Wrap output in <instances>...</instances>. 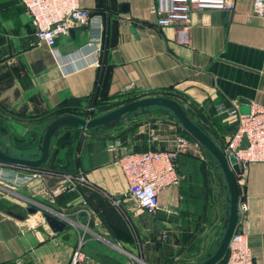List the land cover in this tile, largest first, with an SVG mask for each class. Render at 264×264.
Masks as SVG:
<instances>
[{"label": "crops", "instance_id": "0c3cea01", "mask_svg": "<svg viewBox=\"0 0 264 264\" xmlns=\"http://www.w3.org/2000/svg\"><path fill=\"white\" fill-rule=\"evenodd\" d=\"M154 3L79 0L104 18L101 62L102 50L97 56L87 45L85 27L59 37L53 54L37 44L21 0H0V148L33 158L32 145L24 148L30 136L43 133L64 101L79 100L85 109L99 78L98 99L112 104L177 92L199 108L198 123L224 149L237 119L216 115L215 107L237 104L246 113L253 103L264 106V13H253V0H235L232 12L193 11L182 44L177 27L156 25ZM80 135L77 149H61L56 157L67 171L40 172L20 186L0 181V264H70L77 249V264H136L132 257L145 264H200L216 250L229 196L218 164L201 144L178 156L180 185L158 194L160 212L177 222L157 223L124 195L121 156L169 151L184 137L169 113L152 108ZM236 182L238 206H247L236 231L247 236L254 264H264V164H250ZM44 214L66 227L53 232Z\"/></svg>", "mask_w": 264, "mask_h": 264}, {"label": "built area", "instance_id": "2783aa9c", "mask_svg": "<svg viewBox=\"0 0 264 264\" xmlns=\"http://www.w3.org/2000/svg\"><path fill=\"white\" fill-rule=\"evenodd\" d=\"M154 1L156 25L177 27L178 41L182 44L188 42L193 11L232 12L235 9V0ZM21 3L31 18L37 44L45 45L55 54L57 39L68 34L71 29L82 26L89 32L87 45L94 50L95 55L101 53L105 37L104 18L82 8L79 0H21ZM252 11L256 16H262L264 0H253ZM130 87L127 86L125 89L128 90ZM91 110L92 108H89V111ZM215 114L237 119V128L228 138L223 152L228 159L231 158L238 165L239 176L250 164H264V106L253 103L248 112L240 113L237 104L220 103L215 107ZM243 140H246L247 147L241 149ZM192 141L178 136L172 150L143 151L121 156L119 165L127 184L125 197L147 214L154 215L160 211L159 192L178 187L181 182L176 164L178 156L186 154L192 145L200 146L198 141ZM0 165V181L13 186L27 184L40 176V172L35 170L20 174L13 167L2 163ZM238 210L239 213H244L247 206L241 204ZM51 212L56 217L64 218L53 210ZM166 238V234H161V240ZM226 254L224 264H254L247 236L241 232L236 231L233 234ZM80 260L81 254L77 249L70 264H77Z\"/></svg>", "mask_w": 264, "mask_h": 264}, {"label": "water", "instance_id": "95a60500", "mask_svg": "<svg viewBox=\"0 0 264 264\" xmlns=\"http://www.w3.org/2000/svg\"><path fill=\"white\" fill-rule=\"evenodd\" d=\"M73 32V30H70ZM151 107H160L168 110L179 122V124L196 140L207 152L214 158L218 164L228 190V213L225 218L223 233L217 244L216 250L200 264H217L225 256L229 242L236 232L239 210H238V187L236 177L240 175L238 165L234 163L231 158H227L224 152L213 142V140L197 125L195 124L187 113L183 110L181 105L174 100L164 97H148L142 98L127 104H124L106 114L101 116L83 119L74 115H62L52 120L45 126L43 134L39 140L37 147L38 153L33 158H23L22 156H14L7 150L0 148V163L19 169L32 170L44 164L48 157L52 142V137L56 132L64 126H74L82 130L90 129H107L120 122L122 115L126 113H134L138 109H145ZM247 147L246 140H243L241 149ZM36 212V210H33ZM154 217L157 223L162 221L177 222V218L167 215L163 212H156ZM44 218L53 232H60L66 227V224L54 216L44 214ZM135 261L145 264L139 258L132 257Z\"/></svg>", "mask_w": 264, "mask_h": 264}, {"label": "trees", "instance_id": "16d2710c", "mask_svg": "<svg viewBox=\"0 0 264 264\" xmlns=\"http://www.w3.org/2000/svg\"><path fill=\"white\" fill-rule=\"evenodd\" d=\"M105 50L106 46H102V53H101V58L103 62L104 60V55H105ZM99 82L100 79L98 78V82L96 84L94 92L87 98V106L85 109L80 107V101L79 100H68L60 103L50 114L48 121L51 122L52 120L58 118L59 116L62 115H74L79 118H95L101 114H104L108 111L114 110L124 104L139 100L140 97H132V98H127L123 100L122 102H117L115 104L110 103L109 99H98V92H99ZM153 96H158V97H164L168 98L171 100L176 101L181 105L183 110L187 113V115L190 117V119L197 124L208 136L209 132L204 128L200 123L197 121V115L199 111V108L194 105L193 103H187L185 102L186 99L182 97L180 94L177 92H174L172 90L168 91H161V92H155L150 94ZM89 108H92L91 111H89ZM152 108H157V109H162L165 112L169 113L175 120L176 118L166 109L160 108V107H151V108H145V109H138L134 113H126L121 116L120 120H123L125 117L131 116L138 114L142 111L152 109ZM177 121V120H176ZM178 122V121H177ZM97 129H90V130H82L80 128L74 127V126H64L62 129H60L56 134L53 135L52 137V142H51V147H50V152H49V157L47 161L42 164L41 166L34 168L32 170L38 171V172H43L45 173H62L67 171V165L65 166H58L56 162V157L61 149H65L67 154H70L73 150L77 149L80 142H81V131H86V132H93L96 131ZM102 130V129H100ZM106 130V129H103ZM43 133L38 137L35 134H32L30 138L28 139L25 146L32 145L33 152L29 154L30 157H34L37 153V147L39 144V139L41 138ZM183 135L186 136L188 139H194L184 128H183ZM24 139L19 140V142H23ZM222 151L224 150L222 147H219ZM227 254L221 259L217 264H224V261L226 259Z\"/></svg>", "mask_w": 264, "mask_h": 264}, {"label": "rangeland", "instance_id": "374dc122", "mask_svg": "<svg viewBox=\"0 0 264 264\" xmlns=\"http://www.w3.org/2000/svg\"><path fill=\"white\" fill-rule=\"evenodd\" d=\"M184 137L187 138L186 136H184ZM187 139H188V138H187ZM189 140H191V139H189ZM191 142H193V141L191 140ZM192 146H194V145H192ZM137 258H138V257H137ZM135 263H136V264H141V263L136 262V261H135Z\"/></svg>", "mask_w": 264, "mask_h": 264}]
</instances>
